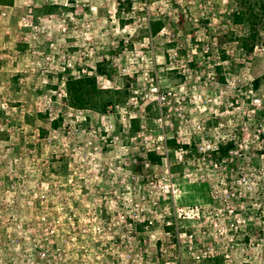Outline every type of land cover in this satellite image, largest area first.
Segmentation results:
<instances>
[{"label": "rangeland", "instance_id": "1", "mask_svg": "<svg viewBox=\"0 0 264 264\" xmlns=\"http://www.w3.org/2000/svg\"><path fill=\"white\" fill-rule=\"evenodd\" d=\"M0 264H264V0L0 5Z\"/></svg>", "mask_w": 264, "mask_h": 264}, {"label": "trees", "instance_id": "2", "mask_svg": "<svg viewBox=\"0 0 264 264\" xmlns=\"http://www.w3.org/2000/svg\"><path fill=\"white\" fill-rule=\"evenodd\" d=\"M14 0H0V5L11 6L13 5ZM43 12L45 15H53L57 14L59 7L56 5H45L43 7ZM247 11H253V8L246 9ZM246 11V12H247ZM252 14V13H251ZM238 21L241 20V17H237ZM161 26V25H160ZM159 27H154L153 32L157 33L160 29ZM223 44V41H221ZM100 72H103L102 68L99 67ZM257 86V83H255ZM66 92L68 95V101L70 107L78 110H84L87 108H94L100 110L101 112H105L107 108L114 105L116 99L119 97L120 92L114 91L112 89H100L96 84L95 78H83V79H69L66 83ZM62 117H59L58 120L55 121V127L59 126L60 122H62ZM133 126H131V130L133 132L139 129L138 121H133ZM184 149H188V146H184ZM222 151L225 153L226 149L223 148ZM150 158L152 161L155 159H160L155 156L154 153H151Z\"/></svg>", "mask_w": 264, "mask_h": 264}]
</instances>
